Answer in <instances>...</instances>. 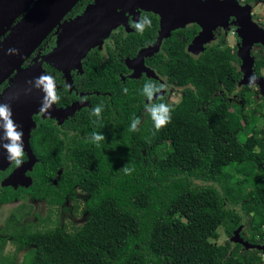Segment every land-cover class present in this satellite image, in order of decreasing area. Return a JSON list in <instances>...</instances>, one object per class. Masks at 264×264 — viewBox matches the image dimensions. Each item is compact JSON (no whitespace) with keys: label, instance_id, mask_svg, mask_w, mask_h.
Here are the masks:
<instances>
[{"label":"trees","instance_id":"trees-1","mask_svg":"<svg viewBox=\"0 0 264 264\" xmlns=\"http://www.w3.org/2000/svg\"><path fill=\"white\" fill-rule=\"evenodd\" d=\"M92 2L80 0L66 18L73 19ZM144 15L151 19L150 28L139 33L132 25V33L113 41L118 57L113 55L102 64L92 50L82 61L79 79L85 86L81 89L98 95L92 96L90 111L65 123L77 132L60 143L63 149H57V128L52 120L33 117L30 147L37 163L30 174L32 184L22 195L0 188V206L28 194L58 208L68 199L76 200L75 194L80 192L86 196V221L74 232L59 226L31 231L21 225L22 216L12 215L6 232L15 239L16 249L4 264H18L16 255L22 251L19 264H264L259 250H246L232 242L216 244L219 228L231 239L246 219L251 238L264 237V138L253 133L246 136L250 122L226 119L218 104L208 115L198 110L215 90L216 83L208 76L220 75L223 65L217 63L222 56L207 55L205 70L209 74L203 85V63L185 52L197 26L172 32L163 52L154 57L152 67L160 76L177 87L191 86L172 108L167 126L157 130L148 115L132 131L134 119L127 118V105L117 99L106 105L104 93L124 87L118 77L123 66L115 61L133 57L155 42L158 17ZM52 45L50 36L40 52ZM43 68L56 83L63 84L55 77L58 71L46 64ZM149 81L157 84L153 79L127 82V90L136 86L141 92L140 104L147 98L143 88ZM155 102L166 104L162 98ZM97 106L102 107L99 118L92 112ZM93 133L103 134L105 140L94 141ZM126 166L128 173L122 170ZM7 171L0 172V180Z\"/></svg>","mask_w":264,"mask_h":264},{"label":"water","instance_id":"water-1","mask_svg":"<svg viewBox=\"0 0 264 264\" xmlns=\"http://www.w3.org/2000/svg\"><path fill=\"white\" fill-rule=\"evenodd\" d=\"M79 1L0 0V87L6 83L0 94V103L11 105L12 119L24 133V154L27 157L25 162L1 182V187H16L18 184L28 187L32 184L31 177L26 173L31 172L37 163L30 147L31 131L35 128L33 117L40 114L43 119L55 120L59 126L77 109H58L53 104L47 112L40 110L43 92L35 87L34 79L47 74L44 64L61 73L66 84L71 86L70 73L82 70L81 63L86 55L94 49H101L104 41L116 28L128 27L126 14L136 21L139 12L143 11L159 18L158 36L152 47L141 50L137 58L134 61L127 60V64L136 65L135 68L140 69L139 72H146L148 78H156L154 73L144 68L143 59L157 53L172 32L192 24L197 25L202 31L195 38L193 47L200 50L208 38H212L215 28L225 26L229 16H234L237 10L234 0H93L81 14L64 20ZM244 9L246 13L244 12L240 23V35L245 43L240 55L243 73L240 86L249 85V78L252 76V61L248 58V45L252 43L248 42L246 35L250 34L248 30L254 24L250 20L249 7ZM51 35L56 36L52 50L30 60ZM9 49H17L18 54L10 53ZM29 60L30 64L26 65ZM255 84L261 87L264 94V81L256 80ZM156 98L157 95L153 97V101ZM2 136L3 132L0 130V137ZM4 143L7 141L0 139V145ZM11 165L7 152L0 148V172ZM240 231V227L234 231L230 242L240 244L246 250L264 252V247L253 246L244 241Z\"/></svg>","mask_w":264,"mask_h":264},{"label":"flooded vegetation","instance_id":"flooded-vegetation-1","mask_svg":"<svg viewBox=\"0 0 264 264\" xmlns=\"http://www.w3.org/2000/svg\"><path fill=\"white\" fill-rule=\"evenodd\" d=\"M219 1H226V0H219ZM230 1V0H228ZM235 6L237 10L235 11L234 16H229L227 20V24L225 26H218L215 28V30L212 33V38H208L207 42L201 46V49L193 47V42L195 38L201 33L202 29L198 27L195 24L189 25L187 27L191 26H197V31L195 32V35L192 37L190 43L185 48L186 54L191 56L194 59L201 60L203 63L202 65V82L203 85L206 83L207 75L209 73H206L205 70V62H207L206 56L207 55H219L222 56L221 59L217 61V63L220 65H223V68L220 69V75L216 74H210L208 78L216 83V86L213 84V87L215 86V90L212 92L211 97L208 101H202L199 105V111H202L204 114L208 115L211 114L210 111L212 110L214 104H218L219 107L224 108V116H226V119L230 121H237L239 118L241 121L248 120L250 124L248 125V130L250 129V132L253 134H256L258 137L264 138V94H262V89L259 85L256 84V86H249V85H241L240 82L243 78L242 73V60H241V53L242 48H244V38L241 37L240 32L242 31L241 27V19L244 17V8L249 7V16L251 22L254 24L250 29L248 30L250 34H247L246 37L248 42H251L252 44H249V50H248V58L252 61L251 66V74L252 76L255 75L256 80H262L264 81V0H234ZM143 13L147 12H139V16H137L136 21H134V17H132L129 14L127 15V24L128 27L125 26H119L116 28L104 41L103 46L101 49H94L95 58H99L101 60L102 64H106L111 61V57L114 55V57H118L117 51L113 48V41L116 40L118 37L125 36L127 34L132 33V25H134L140 17L143 15ZM246 13V12H245ZM75 18V17H74ZM71 18H65L64 20H70ZM159 20V18H158ZM186 27V28H187ZM159 30V29H158ZM246 31V30H245ZM245 31H243L245 33ZM243 33V35H244ZM158 36V31L156 34V38ZM50 37V36H49ZM51 39H53V45L46 51L45 53H42V50L40 52V49L36 51L33 56L30 58L32 60L35 58L38 54L40 56L45 55L49 53L52 48L55 45L56 36L51 35ZM156 42V39H155ZM154 42V43H155ZM154 45V44H153ZM152 45V46H153ZM164 45V44H163ZM150 46V47H152ZM163 47V46H162ZM162 47L160 50L151 55L146 56L143 59V65L144 68L147 70H150L152 73H154L156 78H148V75L144 71H140V69L135 68L137 67L127 64V60L134 61L139 52L143 49L149 48H143L139 49L138 52L133 56L129 58H119L115 62H117L119 65H122L123 67L120 68L118 77L121 80V83H123L122 89L120 91H116L115 93L112 90L106 91L104 94L107 98L106 105L113 104V102L117 99L123 105H127V108L125 112L128 114L127 118H139L140 124L144 123L146 119L148 118V113L146 112V107L150 105V102L147 98H144L142 104L138 101L139 98H143L141 95V92L138 90L136 86L128 87L127 92H125V89L129 85V81L134 82H143L144 79H153L157 82L158 85H163V91L161 93H157V100L158 98H162L166 104H168L171 108H176V106L181 102L182 100V94L185 90L190 89V84L185 85L183 87H177L174 84H172L171 80L168 77H163L158 74V70L156 68H153L152 65L154 64V57L156 55H159L163 52ZM220 58V57H219ZM29 60V64H30ZM155 64H157L155 62ZM28 65V63L26 64ZM25 65V66H26ZM83 75V71L74 70L70 73L71 78V86H68L66 84V80L64 76L61 73H57L55 75L56 78H59L62 80V85L56 83L57 91L60 95V101L58 103H55L56 108L66 110L70 107H77L75 112L72 116L66 118L62 124L59 126L55 122V120H52V122L55 124L57 130L54 132L58 137V148L57 149H63L60 143H65L69 141V137L77 132L76 129L70 130L67 128V124H65L68 119L74 118L76 114L83 112L90 111L91 106V98L92 96L98 95V93L92 92H85L82 91V86H85V83L82 82V80L79 79ZM139 75V76H138ZM138 76V77H136ZM251 76V77H252ZM6 86V85H5ZM264 91V90H263ZM178 92L180 94L179 101H168V93ZM132 95L135 97L134 100H131L128 95ZM155 100L153 102H155ZM215 102V103H214ZM217 102V103H216ZM39 117L42 120L43 119L40 114L34 116ZM221 117V115H218L217 118ZM209 119V116L206 118ZM209 121V120H208ZM138 125V126H139ZM250 133V134H251ZM249 135V134H248ZM259 151V150H258ZM23 162L27 160L26 155L24 154ZM264 164V162H262ZM7 170L8 173L5 177H3L0 180V188H10L15 192H18L20 195L23 194L24 190H28L30 186L24 187L21 184H18L16 187L9 186V187H1V182L7 178L18 166L14 165L12 163ZM3 171V172H5ZM33 171V170H32ZM31 172H27L26 175L28 177H31ZM61 174V173H60ZM54 183H56L54 181ZM43 201V200H34L32 199L28 194L23 198L16 200L12 202L11 204L17 203L18 208L20 209L21 206H24L27 201ZM8 204V205H11ZM4 206V205H3ZM1 207V206H0ZM26 216V215H25ZM24 216V217H25ZM23 217V218H24ZM249 220V219H248ZM248 220L246 219L241 223L239 226L241 228L240 235L241 238L248 242L249 244H253V246L258 247H264V237H260L259 235L255 236L254 238H251V235H245L243 231L247 230L249 227ZM8 226L5 225L2 229H0V234L2 237H0V264H4L8 260H10L12 255L8 252H6V244L7 242H12V237L9 236V233H7ZM5 239L4 243H1ZM255 240L256 243L249 242ZM233 245H240L237 243H233ZM241 246V245H240ZM243 248V246H241ZM263 253V252H262ZM264 260V259H263Z\"/></svg>","mask_w":264,"mask_h":264},{"label":"clouds","instance_id":"clouds-1","mask_svg":"<svg viewBox=\"0 0 264 264\" xmlns=\"http://www.w3.org/2000/svg\"><path fill=\"white\" fill-rule=\"evenodd\" d=\"M151 19L147 16H141L138 22L133 26L139 33H143L147 28L151 27ZM10 53H17V49H9ZM249 86H256V77L253 75L249 78ZM35 87L43 92V98L41 101L40 110L42 112H47L48 109L55 103L60 101V95L57 91L56 80L52 75L42 74L34 79ZM32 81H29L31 83ZM164 86L155 84L154 82H147L143 88V94L147 99L152 102L146 107V112L150 115L154 126L157 130L167 126L171 121L172 108L165 103L153 102V97L157 93L163 91ZM127 92V89H125ZM93 114L98 118L102 112V107L97 106L92 110ZM140 124V119L135 118L131 124L130 130L135 131L137 126ZM19 129V131H18ZM0 130L3 132V136L0 139L7 141L0 145L5 152L8 154V159L14 163L16 166H20L23 163L24 157V144H23V130L19 125L12 119V109L10 104L0 103ZM94 141L100 142L105 140V136L100 133H93ZM125 173L129 172L128 166L122 169Z\"/></svg>","mask_w":264,"mask_h":264},{"label":"rangeland","instance_id":"rangeland-1","mask_svg":"<svg viewBox=\"0 0 264 264\" xmlns=\"http://www.w3.org/2000/svg\"><path fill=\"white\" fill-rule=\"evenodd\" d=\"M168 101H179L180 94L178 92L168 93ZM248 125L245 127V135L250 134V129L248 130ZM245 138L242 137L240 140L243 141ZM258 151V150H257ZM262 165V164H261ZM75 199H68L62 207H49L44 201H27L24 206L17 209L18 204L14 203L11 205H4L0 207V229L5 227L7 220L13 215L16 218L22 216L25 217L21 219V225L25 226L26 229L31 231L34 230H48L53 229L57 226L65 228L69 232H74L76 229L81 227L86 221L87 214L83 208L84 200L86 196L80 192H76ZM12 228V226H11ZM245 235L249 234L248 229L243 231ZM219 237L216 240L217 245H223L226 242H230L231 239L227 237L222 228L218 229ZM0 237L2 235L0 234ZM15 239L6 244V252L10 253L13 258L16 244ZM25 252L17 253V262L22 261V256ZM262 258L264 259V252L262 253Z\"/></svg>","mask_w":264,"mask_h":264}]
</instances>
